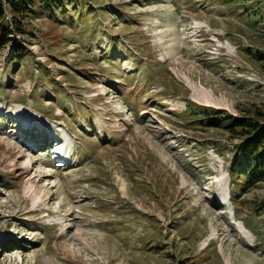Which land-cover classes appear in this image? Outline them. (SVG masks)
I'll return each instance as SVG.
<instances>
[{
  "label": "rangeland",
  "instance_id": "obj_1",
  "mask_svg": "<svg viewBox=\"0 0 264 264\" xmlns=\"http://www.w3.org/2000/svg\"><path fill=\"white\" fill-rule=\"evenodd\" d=\"M263 9L79 0L25 19L27 56L0 51V264H264V181L239 185L240 139L187 113L264 112Z\"/></svg>",
  "mask_w": 264,
  "mask_h": 264
},
{
  "label": "trees",
  "instance_id": "obj_2",
  "mask_svg": "<svg viewBox=\"0 0 264 264\" xmlns=\"http://www.w3.org/2000/svg\"><path fill=\"white\" fill-rule=\"evenodd\" d=\"M78 2L79 0H0V51L8 48L13 60L27 56V49L21 38L26 34L23 21L35 12L52 14L57 9ZM259 19H264V9ZM249 51L264 70V49ZM187 113L191 118L200 117L196 121L203 126L224 128L240 139L234 145V160L229 169L230 175L239 185L245 189L264 181V112H255V117L236 116L220 108L190 102ZM241 178L243 181H240ZM259 207L264 212V201Z\"/></svg>",
  "mask_w": 264,
  "mask_h": 264
},
{
  "label": "bare ground",
  "instance_id": "obj_3",
  "mask_svg": "<svg viewBox=\"0 0 264 264\" xmlns=\"http://www.w3.org/2000/svg\"><path fill=\"white\" fill-rule=\"evenodd\" d=\"M23 114H25V113H23ZM23 117V119H25L24 120V122L27 124V125H29L30 123L28 122V120L24 117V116H22ZM19 121H20V126L21 125H25L26 127H28L24 122H22V120L20 119V117H19ZM30 127H32V125L31 126H29V128ZM64 139V138H63ZM53 141V140H52ZM60 143H61V141H59Z\"/></svg>",
  "mask_w": 264,
  "mask_h": 264
}]
</instances>
